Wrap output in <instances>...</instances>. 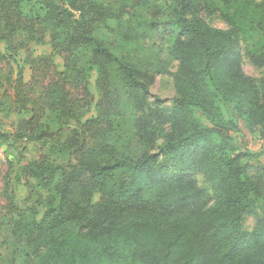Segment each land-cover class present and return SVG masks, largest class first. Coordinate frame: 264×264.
I'll use <instances>...</instances> for the list:
<instances>
[{"label": "trees", "instance_id": "1", "mask_svg": "<svg viewBox=\"0 0 264 264\" xmlns=\"http://www.w3.org/2000/svg\"><path fill=\"white\" fill-rule=\"evenodd\" d=\"M131 1L141 8L133 23L122 16L131 5L124 0H0V42L15 50L47 36L52 49L30 56L28 82L17 67L10 85L21 118L14 132H0L49 145L24 168L45 193V210L25 216L3 182L0 231L26 249V264H264L261 195L243 163L260 153L229 134L264 142V74L256 81L238 64L219 75L235 35L244 56L264 65V0ZM158 36L156 56L174 62L173 71L144 58L142 39ZM93 71L95 115L81 122ZM149 73L172 75L168 105L151 93ZM220 98L231 118L214 106ZM55 152L64 160L50 159ZM248 210L256 223L244 232Z\"/></svg>", "mask_w": 264, "mask_h": 264}, {"label": "rangeland", "instance_id": "2", "mask_svg": "<svg viewBox=\"0 0 264 264\" xmlns=\"http://www.w3.org/2000/svg\"><path fill=\"white\" fill-rule=\"evenodd\" d=\"M124 5L129 3L123 9V18L130 20L131 23L136 21L138 11L141 9L138 6H133V1L124 0ZM122 9L118 11L121 12ZM128 23H130L128 21ZM115 24V23H113ZM218 26H223L221 22L215 23ZM105 31L102 34L108 42H112L113 37L111 34ZM235 44L234 50L229 56V58L223 61L219 65V75L226 79L231 74V71L235 69L238 64H241L243 72L253 78L256 81H259L264 74V65L259 63H253L247 56H244L242 40L239 36L235 35ZM157 37V41L154 42L152 39L148 41V38L142 39L141 46L146 50L144 53L146 60L153 61L168 70H175V63L168 62V58L156 56L158 51V45L160 44ZM166 46V45H164ZM13 47V46H12ZM10 48V49H9ZM8 48L7 45L0 42V54L6 56L4 59H0V132L8 131L14 132L16 130V124L21 118V115H18L16 111H13V108L17 107L14 101V91L12 80L16 77L18 66H22V75L24 81L28 82L33 70L30 69V64L28 61L31 60L30 56L45 55L51 53V46L49 43V38L47 36L42 37L39 42L31 41L28 43L27 48L20 47L14 48L12 50L11 46ZM12 55V58L8 57ZM54 63L58 70L63 68V60L61 55L54 54ZM155 59V60H154ZM27 60V62H26ZM9 76V77H8ZM149 88L152 94H156L159 97L166 99V105L169 104L170 100L176 94L175 83L172 75L168 73L162 74H148ZM97 73L93 71L88 80L91 93L93 96L92 107L89 108L81 119L83 122L86 118H90L95 115L94 104L98 99V90L96 87ZM215 99V98H213ZM151 100L149 98L148 102ZM214 106L218 108V111L224 115V118H231L232 108L228 107V102L225 99L220 98L219 101H215ZM201 124L205 126H210V122L203 116H198ZM128 119V116L125 117V120ZM54 126V125H53ZM233 142L240 144L241 146L248 149L251 153L259 152L260 155L257 157H247L243 159V163L247 165L246 173L250 180L256 184L258 187L259 193L261 195L257 200V206L260 211L264 210V142L259 139L256 135H250L244 132H229ZM49 145H43L41 142L35 141H26L25 139H20L16 136H10L8 139H0V186H3V182L7 183L8 194L13 195L14 201L21 207L22 213L30 217L32 208L34 207L38 214L36 218H39L42 212L45 210V204L43 202V196L45 193L36 186V183L26 177V172L24 171L25 166L37 160L38 157L42 154L47 153L46 149ZM50 159H56L57 161H63V156L55 152L50 156ZM170 170L176 171L175 166L171 167ZM197 184L200 188L209 189V184L207 179L203 175L196 176ZM3 188V187H1ZM3 199V198H1ZM99 194H94L93 202L98 201ZM261 213V212H259ZM30 214V215H29ZM256 223L255 214L248 210L243 214L241 228L244 232H249L252 230ZM4 240V241H3ZM15 238L4 232V227L0 231V242H5V245L0 246V256L2 257L3 264H11L13 260L12 252H17L19 244L13 243ZM26 249L21 247L16 256L15 264H26L25 257ZM29 264H37V258H31Z\"/></svg>", "mask_w": 264, "mask_h": 264}]
</instances>
